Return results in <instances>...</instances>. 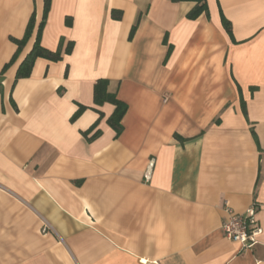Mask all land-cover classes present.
I'll list each match as a JSON object with an SVG mask.
<instances>
[{
	"label": "crops",
	"instance_id": "crops-1",
	"mask_svg": "<svg viewBox=\"0 0 264 264\" xmlns=\"http://www.w3.org/2000/svg\"><path fill=\"white\" fill-rule=\"evenodd\" d=\"M207 3L51 0L63 57L18 78L45 3L0 0V264H264V0ZM254 204L245 249L222 225Z\"/></svg>",
	"mask_w": 264,
	"mask_h": 264
},
{
	"label": "trees",
	"instance_id": "trees-1",
	"mask_svg": "<svg viewBox=\"0 0 264 264\" xmlns=\"http://www.w3.org/2000/svg\"><path fill=\"white\" fill-rule=\"evenodd\" d=\"M174 1H193L196 3L195 6L193 7V9L190 10L189 13L187 14L188 18H190V19H197L202 13L208 12L207 0H174ZM44 3H45L44 4V13H43L41 21L37 27V36H36L35 43L33 45L32 50L26 56V58L21 63V65L18 69V73H17L18 78L28 77L30 75L31 70L34 66V63L38 57H44V58L54 60V61L61 60L63 57V52L61 49L56 50V51H51V50H49V49H47L41 45V41H40L41 40V34H42V31H43L45 23H46V19L48 16L50 5H51V0H44ZM112 15L116 18H119V17H121V12L113 11ZM138 21H139V19H138ZM138 21L132 28L131 36H133V34L136 31ZM226 24L229 25L227 21H226ZM35 28H36V13H34L32 15V17L29 21V24L27 26L26 34H25L24 38L13 39L14 42H16L18 45V49H17L16 53L14 54L12 60L10 62L6 63V65L4 66V68H3L4 71L13 62H15L16 59L19 57L23 47L26 45L28 40L31 38ZM227 28L230 31L229 26H227ZM72 47H73L72 43H70L66 48V53H70L72 51ZM108 83H109L108 79H99L96 81V83L94 85V103L97 106L102 105L105 102H110V103H113L115 105V110H114L112 116L109 118V121H110L111 125L116 129L117 133L119 134L121 132V129H122L121 121H122L124 114L127 111L128 106L126 103H124L123 101L118 99L117 95L115 93H110L108 91ZM84 109H85V106H80L79 109L76 111V113L73 115L72 120L77 119L82 114ZM219 121L220 120H218V122ZM85 134L87 135L88 132H84V135ZM178 138L181 139L180 136Z\"/></svg>",
	"mask_w": 264,
	"mask_h": 264
},
{
	"label": "built area",
	"instance_id": "built-area-1",
	"mask_svg": "<svg viewBox=\"0 0 264 264\" xmlns=\"http://www.w3.org/2000/svg\"><path fill=\"white\" fill-rule=\"evenodd\" d=\"M222 230L228 239L241 243L245 249L254 248L263 232L257 217V205H252L244 213L230 211Z\"/></svg>",
	"mask_w": 264,
	"mask_h": 264
}]
</instances>
